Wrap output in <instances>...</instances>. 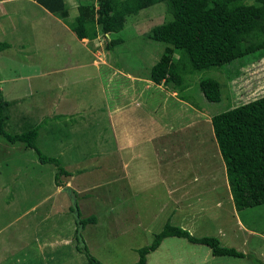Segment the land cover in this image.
Returning a JSON list of instances; mask_svg holds the SVG:
<instances>
[{
	"label": "rangeland",
	"instance_id": "rangeland-1",
	"mask_svg": "<svg viewBox=\"0 0 264 264\" xmlns=\"http://www.w3.org/2000/svg\"><path fill=\"white\" fill-rule=\"evenodd\" d=\"M64 1L70 23L78 4L95 0ZM24 3L15 2L16 27L0 19V41L12 44L0 50L5 128L37 125L36 146L71 175L56 185L53 164L0 135V264H89L75 248V201L81 217L96 216L82 237L104 264H134L137 249L168 221L188 224L195 236L219 238L208 231L221 227V244L245 256H214L204 244L166 237L146 254V264H264V204L234 213L210 122L264 95V56L195 71L174 91L171 83L149 80L165 44L147 33L167 18L165 3L128 17L108 36L123 39L112 49L104 35L79 41ZM206 77L220 82L219 101L200 90Z\"/></svg>",
	"mask_w": 264,
	"mask_h": 264
},
{
	"label": "trees",
	"instance_id": "trees-1",
	"mask_svg": "<svg viewBox=\"0 0 264 264\" xmlns=\"http://www.w3.org/2000/svg\"><path fill=\"white\" fill-rule=\"evenodd\" d=\"M34 1L62 20L68 16L64 0ZM158 3H165L167 18L153 25L147 38L165 46L150 68L152 82L171 83L173 90L179 91L185 75L220 68L246 55L257 59L264 56V0H95L78 4L73 21L66 23L78 39L90 41L99 34L104 35L106 49H112L123 39L108 36L121 31L128 17ZM7 47V42L0 41V50ZM199 86L209 101L220 100L221 84L217 79L203 78ZM8 106L9 101L0 93V135L12 144L25 143L37 153L41 163L53 164L54 180L60 185V176L71 173L56 157L45 155L36 146L37 125L21 132L6 130ZM210 122L235 209L242 211L264 204V95L214 114ZM73 194L76 197L74 191ZM74 203L70 209L75 210V248L89 264H104L90 254L82 237V230L88 223H95L96 216L81 217L79 206ZM166 237L204 244L214 256H245L234 247L222 245L215 236H195L168 221L149 245L137 249L138 259L134 264H146V254L154 251Z\"/></svg>",
	"mask_w": 264,
	"mask_h": 264
},
{
	"label": "crops",
	"instance_id": "crops-1",
	"mask_svg": "<svg viewBox=\"0 0 264 264\" xmlns=\"http://www.w3.org/2000/svg\"><path fill=\"white\" fill-rule=\"evenodd\" d=\"M17 1H22V0H0V19H3V18H7L6 19V21H8L9 23L8 24H10V22H12V27H16V25H13L14 24V22L16 23V24H18L19 22L17 21L18 19H20V17L17 15V13H16V8L15 7H17L16 6V4H15V2H17ZM23 1H25L26 3H24L23 5H26L27 7H30L32 10H31V15H32V11H34V10H37V11H42L41 13L43 14V15H49V16H51V19H53V20H55L57 23H59L61 26H62V29H65V30H67V31H69L70 32V28H69V26L67 25V23H65L64 22V20H61L60 18H58V16L56 17V15H54L53 13H51V12H49L47 9H45L43 6H41L40 4H38L36 1H34V0H23ZM65 2V4H67L66 3V1H64ZM67 6V5H66ZM27 9V8H26ZM29 13V14H30ZM21 20V19H20ZM1 21L2 20H0V23H1ZM1 29H2V26H1ZM3 30L4 29H2V31L0 32L1 33V35L3 34ZM73 32V31H72ZM74 33V32H73ZM75 35V34H74ZM75 37H76V35H75ZM4 39V38H3ZM26 39V40H25ZM25 39H20L19 41L21 42V44H20V46L19 47H21V49L22 50H24V49H26V45L28 44V42H29V40L27 39V38H25ZM85 39V38H84ZM81 39H79V41H80ZM87 40V39H86ZM4 42H7V41H4ZM8 43V47L7 48H9V47H11L12 46V44L11 43H9V42H7ZM14 47V46H13ZM228 190H229V187H228ZM229 199H228V201L232 204V202H233V200H232V196H231V193H230V190H229ZM233 206V208H235V206H234V204L232 205ZM234 213L237 215L238 213H237V210L236 209H234ZM214 218V217H213ZM179 226H181V227H183V228H186L187 230H189L190 231V229H189V226H188V224H180ZM238 227H240V225H238ZM249 231H251V230H249ZM191 232V231H190ZM209 233H214V234H217V235H219V240L221 241V237H222V235H223V237H225L224 236V234H225V230L223 229V228H221V227H216V229L214 230V229H210L209 231H208ZM205 233V232H204ZM202 236H204V235H202ZM227 242H230V240L229 239H227L226 240ZM229 245H231V244H229Z\"/></svg>",
	"mask_w": 264,
	"mask_h": 264
},
{
	"label": "water",
	"instance_id": "water-1",
	"mask_svg": "<svg viewBox=\"0 0 264 264\" xmlns=\"http://www.w3.org/2000/svg\"><path fill=\"white\" fill-rule=\"evenodd\" d=\"M66 190H67V191H69V190H70V188H69V187H66Z\"/></svg>",
	"mask_w": 264,
	"mask_h": 264
}]
</instances>
